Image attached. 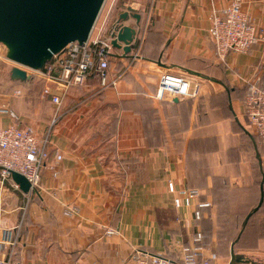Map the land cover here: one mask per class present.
Segmentation results:
<instances>
[{"label": "crops", "instance_id": "obj_1", "mask_svg": "<svg viewBox=\"0 0 264 264\" xmlns=\"http://www.w3.org/2000/svg\"><path fill=\"white\" fill-rule=\"evenodd\" d=\"M233 1L111 0L102 23L108 36L113 18L128 7L142 16L132 53L113 48L110 54L111 76L123 77L116 88L103 89L92 75L59 107L26 91L14 97L24 83L5 67L0 107L14 110L39 139L48 136L51 157L31 195L12 178L0 179V229L21 224L16 246L2 247L0 264H128L136 249L167 254L174 239L190 245L197 223L190 210L174 208L169 181L178 190L201 191L202 202L212 203L217 188L228 187L251 193L248 207L258 205L264 149L248 128L244 102L247 82L264 83V41L223 63L208 34L212 16ZM241 1L264 28V0ZM125 25L137 21L131 17ZM168 69L194 72L211 84L197 100H156ZM10 122L0 115L3 126ZM68 208L78 213L68 217ZM247 226L256 235L241 254L260 260L245 264H264V203ZM107 229L116 233L108 236Z\"/></svg>", "mask_w": 264, "mask_h": 264}, {"label": "built area", "instance_id": "obj_2", "mask_svg": "<svg viewBox=\"0 0 264 264\" xmlns=\"http://www.w3.org/2000/svg\"><path fill=\"white\" fill-rule=\"evenodd\" d=\"M97 24V23H96ZM209 37L215 45V55L223 63L232 53H245L250 48L264 41V28L256 25L254 20L244 11L241 0H234L221 14H214L208 30ZM114 46L111 35L108 36L106 25L99 28L95 25L87 42L70 43L60 53L44 66L35 71L26 67H18L29 76L38 77L44 86L41 98L51 101L59 107L63 98L74 88L84 87L92 75H97L101 88H116L124 73L111 76L110 54ZM8 50L0 43V78L3 67L16 68L17 64L7 57ZM211 81L203 76L192 75L186 70L168 69L161 74L155 98L159 101L181 102L197 100L204 94L206 86ZM248 93L245 98V114L248 128L259 139L264 149V83L247 82ZM22 95L21 90L13 92L14 97ZM0 115L11 122L3 126L0 123V179L2 183L11 180L12 172L25 177L31 184L30 195L38 191L42 172L51 157V141L48 136L39 139L36 131L30 125H23L16 112L2 105ZM63 160V155H55L56 163ZM53 171V168H50ZM57 176V174H54ZM20 189L18 185H15ZM167 191L173 198L176 210H190L193 222L202 220L204 210L211 207L210 202H202L201 193L197 189L178 190L175 183L169 181ZM78 213L75 208H68V217ZM182 222L183 218H178ZM21 224L14 227L1 226L0 253L3 246H16L20 237ZM113 229H107L108 236L114 235ZM204 236L198 230L191 244L186 245L181 239H174L169 253L153 254L149 251L136 249L128 264H219L217 254L208 253L203 246ZM3 264H13L6 260ZM95 264V263H94Z\"/></svg>", "mask_w": 264, "mask_h": 264}, {"label": "water", "instance_id": "obj_3", "mask_svg": "<svg viewBox=\"0 0 264 264\" xmlns=\"http://www.w3.org/2000/svg\"><path fill=\"white\" fill-rule=\"evenodd\" d=\"M107 0H0V43L5 45L10 61L38 71L70 43L87 42ZM136 27L125 25L129 18ZM142 16L132 7L116 15L110 26L114 48L129 56L139 39ZM192 75H199L187 71ZM200 76V75H199ZM15 82H28L32 77L20 68L11 70ZM12 179L21 191L29 194L31 184L22 175L12 172ZM264 203V185L258 205L246 217L240 237L251 217ZM237 242V241H236ZM235 243L233 244L234 247ZM231 250L229 264L249 263Z\"/></svg>", "mask_w": 264, "mask_h": 264}, {"label": "rangeland", "instance_id": "obj_4", "mask_svg": "<svg viewBox=\"0 0 264 264\" xmlns=\"http://www.w3.org/2000/svg\"><path fill=\"white\" fill-rule=\"evenodd\" d=\"M110 3L111 0H107L102 9L96 24L98 28L104 22V17ZM18 67L21 66L17 65L16 68ZM8 70L9 68H6V74H4L7 77ZM1 79H3V77H1ZM29 82L30 83H24V87L21 89L22 92L26 91L28 94L33 95L34 98H39L41 102L45 101L41 98V92L44 86L43 81L36 76ZM226 188L228 187L217 188L218 191L216 190V199L212 201L211 208L205 214L206 221L203 223V226H201L206 243V248H204L208 253L217 254L218 259L221 260L222 264H227L229 260H231V250L233 244L235 243L233 250L236 256H240L248 260L254 259L259 261L260 259L253 255L247 256L245 254H241V251L244 249L243 246L246 244H253V240L256 235L255 233H252V229H248V226H246L240 237L244 224L243 218L249 210H253L247 206L251 202L252 194L248 192L237 193L232 191L230 188ZM199 192L202 197V192ZM246 230H249L248 233H245ZM244 237L246 238L245 242H243L245 239Z\"/></svg>", "mask_w": 264, "mask_h": 264}, {"label": "trees", "instance_id": "obj_5", "mask_svg": "<svg viewBox=\"0 0 264 264\" xmlns=\"http://www.w3.org/2000/svg\"><path fill=\"white\" fill-rule=\"evenodd\" d=\"M6 66H4L3 67V71L6 69L5 68ZM256 137V136H255ZM257 138V137H256ZM258 139V138H257ZM260 142V141H259ZM226 189H228V188H226ZM218 191V190H217ZM217 191H215L213 194H214V196H215V199H216V192ZM238 193V192H237ZM214 199V200H215ZM246 207V206H245ZM250 209H254V208H250ZM252 211V210H251ZM250 210L246 213V215H245V217H244V215L242 214V216L244 217L243 219H244V221H245V219H246V217L248 216V214L251 212ZM205 214H206V212H204V216H203V218H202V220H200V221H198V222H196L197 223V231H196V234L198 233V228L200 229V232L203 234V230H201V226H203V223L206 221V218H205ZM203 246L206 248V243H205V240L203 241Z\"/></svg>", "mask_w": 264, "mask_h": 264}]
</instances>
